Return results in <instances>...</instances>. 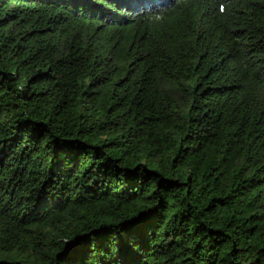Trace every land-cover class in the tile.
<instances>
[{"label":"trees","instance_id":"obj_1","mask_svg":"<svg viewBox=\"0 0 264 264\" xmlns=\"http://www.w3.org/2000/svg\"><path fill=\"white\" fill-rule=\"evenodd\" d=\"M0 264H264V0H0Z\"/></svg>","mask_w":264,"mask_h":264},{"label":"clouds","instance_id":"obj_2","mask_svg":"<svg viewBox=\"0 0 264 264\" xmlns=\"http://www.w3.org/2000/svg\"><path fill=\"white\" fill-rule=\"evenodd\" d=\"M220 11L221 12H224L225 11V6L224 5H221ZM157 19H159V17H157Z\"/></svg>","mask_w":264,"mask_h":264}]
</instances>
